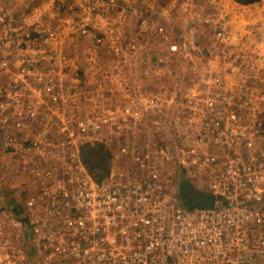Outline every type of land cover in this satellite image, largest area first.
Wrapping results in <instances>:
<instances>
[{"label":"built area","instance_id":"2783aa9c","mask_svg":"<svg viewBox=\"0 0 264 264\" xmlns=\"http://www.w3.org/2000/svg\"><path fill=\"white\" fill-rule=\"evenodd\" d=\"M186 1L176 31L137 0L93 3L136 18L137 37L111 41L113 57L133 55L172 80L127 83V101L104 109L87 108L85 72L66 46L93 36L90 17L46 26L32 17L33 27L0 17V144L11 150L0 169L29 174L39 264H264V0ZM101 143L112 166L98 181L82 147ZM185 178L213 207L186 203ZM1 235L0 264H35Z\"/></svg>","mask_w":264,"mask_h":264},{"label":"rangeland","instance_id":"374dc122","mask_svg":"<svg viewBox=\"0 0 264 264\" xmlns=\"http://www.w3.org/2000/svg\"><path fill=\"white\" fill-rule=\"evenodd\" d=\"M226 1L232 6V0ZM69 2H71L70 4H73L74 7H68L67 4ZM77 6L78 4L74 0H0V17L4 16L6 21L12 24L22 23L25 27L34 26L31 24L32 17H35V20L39 19L43 26L49 23L52 25H59L63 18L76 17L75 21L82 18V15H78L75 11ZM228 15L230 16L228 18L230 21H235V19H237L234 9L233 11L231 10ZM230 26L237 29L238 24L237 22H233ZM131 28L133 29L134 26L132 25ZM73 35H77V33L74 32ZM106 41L107 42L101 46L97 44V42H94L92 38L81 36L78 39H73L72 43L66 44L69 48H75L76 54H78L77 63L82 67L83 73L85 72L84 79L88 85L86 92L89 98V100H86L89 105L87 108L91 107L93 109V103H100V108L104 109L112 105L114 101H127L129 98L127 95L120 97L124 92L123 86H127V83H129V86L132 88L136 87L137 89L144 90L148 88L151 89L155 85L161 83L172 81L171 77L164 71L165 69L161 70V66L156 68V70L160 71L155 70V72L148 73L145 65L140 62L139 58L133 55L126 56L123 61L117 59L116 56L113 57L110 49L111 41L110 39H106ZM92 45L96 47L89 50ZM107 45H110V47H107ZM97 46L99 48H97ZM182 67L183 66H180V68ZM184 74L185 72L181 73L183 79L186 77H191V79L194 78L193 75L189 74L184 77ZM197 79H194L193 82ZM186 81H188V78H186ZM102 94L109 96V100L105 101L110 102L102 103L98 100H91L93 98L101 99ZM101 144L107 151V144ZM10 151L9 147L6 146L3 153L9 154ZM13 159L14 157L12 155V160ZM8 160H11V158H8ZM41 161L40 159L36 161V163L42 164L43 162ZM12 166L13 169L17 166L16 161H13ZM121 167L124 168L123 165ZM0 172L3 173V179L0 178V233L2 235H10V239H8L12 245L16 244L23 249H28L34 256L31 258V261L35 264H39L35 257L34 249H31L32 244L30 242V239H32V226L34 224L29 220L31 218L30 213L27 215L28 210L25 207V200L30 195L28 192L31 190V188L29 189L28 187L29 174L21 169L18 170V172L14 171V173L12 171H1L0 169ZM182 177H184V173L180 176V178ZM184 180L185 186L182 189V195L185 198L187 186L192 188V184L186 178ZM192 180L194 182L193 184L197 185V183H199L198 179L192 178ZM195 187L199 189L198 185ZM29 229H31V233H29ZM28 250L25 251L28 252Z\"/></svg>","mask_w":264,"mask_h":264},{"label":"crops","instance_id":"0c3cea01","mask_svg":"<svg viewBox=\"0 0 264 264\" xmlns=\"http://www.w3.org/2000/svg\"><path fill=\"white\" fill-rule=\"evenodd\" d=\"M78 6L75 10L77 14H81L82 17H90L91 22H95L94 24V34L93 36H90L94 40V42H97V38L103 37V42L97 44L104 45L107 41L106 39L116 40L118 38H124V40H129L130 38L137 37L135 29L133 30L131 28L132 25L135 24V16L130 13H123L120 11V8H114L112 9L111 6H102L100 3L96 4V7H92L93 3L100 1V0H74ZM223 0L217 1L215 3V0L212 2L216 5L219 4V2H222ZM123 3L122 6L128 7L127 0H122ZM138 4L147 6L150 8L149 14L151 16H156L155 13L159 12L162 17H164V20L168 23L172 21V28L176 31L177 30V23L180 21L181 16H179L180 13V6H186L189 2L186 0H137ZM195 4V3H194ZM240 4V3H239ZM254 5L247 6L248 8H253ZM245 9L246 6L242 5ZM110 7V8H108ZM92 9V10H91ZM248 18L254 19V16L252 13L249 15H244V21L249 20ZM98 24V26L96 25ZM241 26L244 25L243 21H240ZM176 27V28H175ZM131 35V36H130ZM95 36V37H94ZM93 47L91 46L89 50H91ZM107 47H110V45H107ZM97 48H99L97 46ZM111 49V47H110ZM97 50V49H96ZM155 55L150 56L151 59H154ZM0 152H4V146L3 144H0Z\"/></svg>","mask_w":264,"mask_h":264},{"label":"trees","instance_id":"16d2710c","mask_svg":"<svg viewBox=\"0 0 264 264\" xmlns=\"http://www.w3.org/2000/svg\"><path fill=\"white\" fill-rule=\"evenodd\" d=\"M241 4H251L260 0H236ZM111 152L106 151L102 144L85 145L82 147L83 160L92 176L102 181L111 169Z\"/></svg>","mask_w":264,"mask_h":264},{"label":"water","instance_id":"95a60500","mask_svg":"<svg viewBox=\"0 0 264 264\" xmlns=\"http://www.w3.org/2000/svg\"><path fill=\"white\" fill-rule=\"evenodd\" d=\"M185 201L189 205H196L201 208H211L214 205L215 198L212 195L195 191L187 186Z\"/></svg>","mask_w":264,"mask_h":264},{"label":"bare ground","instance_id":"6f19581e","mask_svg":"<svg viewBox=\"0 0 264 264\" xmlns=\"http://www.w3.org/2000/svg\"><path fill=\"white\" fill-rule=\"evenodd\" d=\"M210 77H211V78H210ZM212 77H213V75H210V76H209L210 80L213 81ZM9 236H10V235H6V234L1 235V237H5V238H6V237H7V238H10Z\"/></svg>","mask_w":264,"mask_h":264}]
</instances>
